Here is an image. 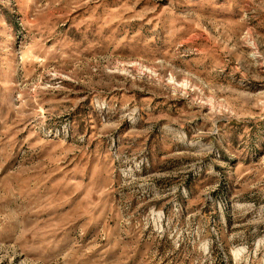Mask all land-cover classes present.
<instances>
[{
	"label": "rangeland",
	"instance_id": "1",
	"mask_svg": "<svg viewBox=\"0 0 264 264\" xmlns=\"http://www.w3.org/2000/svg\"><path fill=\"white\" fill-rule=\"evenodd\" d=\"M0 264H264V0H0Z\"/></svg>",
	"mask_w": 264,
	"mask_h": 264
}]
</instances>
